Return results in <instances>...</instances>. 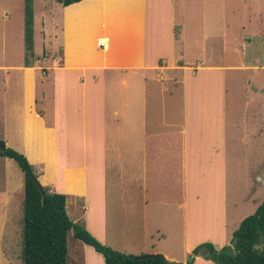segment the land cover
<instances>
[{"label": "crops", "instance_id": "1", "mask_svg": "<svg viewBox=\"0 0 264 264\" xmlns=\"http://www.w3.org/2000/svg\"><path fill=\"white\" fill-rule=\"evenodd\" d=\"M36 1L35 57L26 65L25 0H0V139L27 156L44 187L66 194L71 219H82L102 242L109 235V198L117 178L113 172L121 170L123 205L136 211L152 200L161 205L175 202L181 208L187 252L206 241L219 249L228 244L229 138L240 150L248 142L259 144L264 162V54L257 55L247 37L242 47L234 48L242 50L238 61L213 58L212 51H222L225 45L211 44L208 29L217 24L216 36H221L227 22L209 12L226 9L227 0H203L197 8L202 11L201 29L189 36L188 47L202 51L200 56L187 50L183 27L177 31L178 0H82L67 6L48 0L40 30ZM50 5H55L56 15ZM232 8H249L257 25L264 19V0H236ZM52 15L58 17L54 26L60 41L47 47ZM229 70L255 71L252 79L239 76L244 96H239L241 112L232 124L227 110L236 101L229 106ZM119 79L122 106L110 112L107 86ZM6 94L11 96L7 114ZM260 180L264 183V175ZM175 184L178 201L170 194ZM158 191L163 198H149V192ZM7 196L1 185L0 204ZM140 216L145 234L148 218ZM155 252L180 259L155 245L145 244L137 253ZM99 258L103 263L101 254Z\"/></svg>", "mask_w": 264, "mask_h": 264}, {"label": "rangeland", "instance_id": "2", "mask_svg": "<svg viewBox=\"0 0 264 264\" xmlns=\"http://www.w3.org/2000/svg\"><path fill=\"white\" fill-rule=\"evenodd\" d=\"M47 1L48 0L36 1L39 30L41 28L40 26L42 22V12H44V5L48 4ZM54 1L56 2L58 0ZM202 2L203 0H178L179 5L181 6V9L179 11V18L180 24L182 26L180 25L176 28L178 31L181 27H183V33L185 36L184 42L187 45V50L190 51L193 56H200V54L202 53V51L193 50L188 47L189 36L196 34V32L201 29V25L199 23L202 20V15L200 14V12L202 11L197 8L202 5ZM227 2L228 7L226 9L222 8L220 10H217L215 8H211L209 12V14H213L212 17L214 18V14L215 12H217V16H219L220 14L221 20L225 24L227 22L226 29L223 27V31L225 29L226 34H222L221 36H216L219 28L217 24L214 25L212 29H208L213 33L211 34V44L218 43L225 45V48L222 51H212L216 54V58H213L225 63L238 61L240 59L242 50L235 51L234 48L237 45L239 47H242L243 42H246L245 39L247 37L252 39L251 49L254 51L256 50L257 55H262V53L264 54V42L262 40L264 39V35H258L259 32L262 33L263 31L262 26L264 25V19H259L260 25H257L256 20L252 18L253 14L249 8L236 11L234 8H232V3L236 2V0H231V2L227 0ZM209 5L212 6V3H210ZM250 5V3H247V7ZM224 6L225 3L223 4V7ZM50 7L52 13L56 15V13L53 11L55 5H50ZM57 9L59 8L57 7ZM176 12L178 13V9ZM194 12H196L195 15L193 14ZM189 13L192 14L190 15V18H188ZM44 14V17H48L49 13L46 15ZM54 17L55 16L52 15L51 19L49 20L50 22H52V26H50V28H52V32L46 34L47 41L45 42V45L47 47H52L53 44L58 42V38L60 41V37H58V35L57 37H55L56 34H58V28L54 26L58 17L56 19ZM219 20L220 19L217 18V21ZM252 34H254V36H252ZM196 37V39L199 40L198 35ZM38 44H40V35ZM262 58H264V56H262ZM226 72L228 76L227 96L229 98V106H232L233 102L236 101V106L231 108L229 107V109L227 110L228 123L232 124L234 123L232 120H236L237 118H239L241 112L242 101L239 99V96H244V93L241 92L244 89L239 84V76H242L244 79H252L255 75V71L229 70ZM117 76L120 78L118 74ZM111 77L115 79L116 75H113ZM123 89L124 88L120 83V79L115 82L108 83L107 102L110 112H112V107L122 106L121 103H119L120 99H118V97L120 92H123ZM247 89L249 91L253 90V88L249 86H247ZM127 91L130 94L131 88H127ZM8 93L10 95L9 91H7V94ZM7 94L4 97L5 102L3 104L5 114H7L8 112L10 113L9 103H11V96L7 97ZM121 116L122 110L120 117ZM6 122L10 126L11 120L5 118V123ZM248 125L252 127L251 122H249ZM232 130L229 131V133L232 132ZM237 130L238 129L235 128L233 131ZM121 133H124L122 131V128ZM248 144V146H244L243 150H240L238 148V144L236 142L233 143V139L231 140L229 138L227 152V190L229 191L228 199L230 200L228 207V216L230 218L228 226V230L230 232L229 243L232 239L234 231L238 228L239 223H241L245 217L255 213V211L257 210L256 202H258V205H260L264 201V183L260 180V178L264 175V162L263 158H260V150L262 149L260 148L259 144H255L253 146H250V142H248ZM241 157L244 158L242 159ZM0 161L2 164L1 167H3V173L0 174V186L3 185L4 191L8 194L7 201L3 197V203L0 204V217L2 215L4 222L3 226H0V264H25L23 241L25 173L23 172L19 164L10 157H1ZM248 167H250L249 171H247ZM122 172L123 171L121 170H115L113 172V176L117 175V178L115 179L116 184L113 186L110 192L111 198H109V235L107 237V240L103 243L121 252L131 253L135 255H139L137 252L140 251L143 245L146 244L147 247L155 245V247L159 246L163 250L168 251L176 257L180 258L179 260L173 259L175 261L188 262L192 260L195 255L192 254V251H186L187 247L184 240L181 208H179L175 202L173 204L170 203L168 205H165L163 203L161 205L159 204V202H152V200H149V203L145 204L144 208H139L138 206L136 211L133 210V207L123 205V203L119 200V197H121V189L125 181L122 178ZM170 187V191H172L170 192V194L174 196V200L178 201V198L181 195L177 194L176 190L173 189L177 188V185L175 184V186L173 187L170 185ZM165 194H167V192H165ZM150 196H152L153 199L163 198L164 194L159 191L154 193L149 192V198ZM246 198H248L249 200H247ZM235 201H237V204H235ZM142 213H145L148 218L145 234L141 233L140 228V226L142 227V219L140 216L142 215ZM79 222H83V220L80 219ZM155 226L158 227L156 228L154 236L153 231L155 230ZM68 249L69 252L67 264H105L103 254L97 252L93 248V246L88 245L80 239L76 238L74 235V230H71L69 232ZM100 254L102 256L103 263L99 258ZM200 257L203 260L206 259L202 256ZM195 259L196 261L194 264H204L202 262L203 260L198 261V258L196 257ZM212 264L217 263L214 262Z\"/></svg>", "mask_w": 264, "mask_h": 264}, {"label": "trees", "instance_id": "3", "mask_svg": "<svg viewBox=\"0 0 264 264\" xmlns=\"http://www.w3.org/2000/svg\"><path fill=\"white\" fill-rule=\"evenodd\" d=\"M82 0H62L67 6ZM25 63H33L34 54V0H25L24 7ZM0 156L14 159L25 173L24 181V261L25 264H67L69 232L103 254L105 264H193L196 256L217 264H264V201L255 213L245 217L234 231L229 244L217 248L206 241L198 244L188 262H169L157 255L145 257L121 252L100 241L83 222L74 221L67 211V196L52 192L49 187L41 191L34 166L27 156L7 146L0 139Z\"/></svg>", "mask_w": 264, "mask_h": 264}, {"label": "water", "instance_id": "4", "mask_svg": "<svg viewBox=\"0 0 264 264\" xmlns=\"http://www.w3.org/2000/svg\"><path fill=\"white\" fill-rule=\"evenodd\" d=\"M61 3H62V0H59ZM40 188H41V191L43 192V193H45V191H44V187H43V185L42 184H40ZM150 255H157V256H161V257H163V258H165L167 261H169V262H177V261H175V260H173V259H171V258H168V257H166L164 254H162V253H154V254H151V253H147V254H144V256L145 257H148V256H150Z\"/></svg>", "mask_w": 264, "mask_h": 264}]
</instances>
